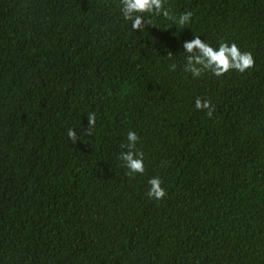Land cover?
Returning a JSON list of instances; mask_svg holds the SVG:
<instances>
[{"label":"trees","instance_id":"obj_1","mask_svg":"<svg viewBox=\"0 0 264 264\" xmlns=\"http://www.w3.org/2000/svg\"><path fill=\"white\" fill-rule=\"evenodd\" d=\"M0 264H264V0H0Z\"/></svg>","mask_w":264,"mask_h":264}]
</instances>
